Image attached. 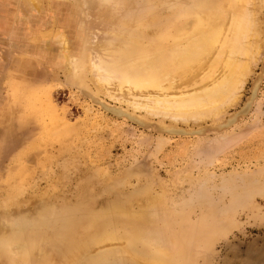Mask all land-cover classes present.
Returning <instances> with one entry per match:
<instances>
[{"label": "rangeland", "instance_id": "1", "mask_svg": "<svg viewBox=\"0 0 264 264\" xmlns=\"http://www.w3.org/2000/svg\"><path fill=\"white\" fill-rule=\"evenodd\" d=\"M47 1L38 13L22 16L18 0H0V214L8 215V230L24 221L36 256L55 264L74 261L75 248L101 221L116 222L120 251L127 231L139 226L141 245L156 256L151 243L172 238L174 245L190 242L194 264H264V6L262 56L237 103L220 121L206 120L199 135L169 136L158 118L126 120L98 104L126 105L77 87L78 67L68 74L58 36L68 33L70 54L79 55L89 32L78 27V0ZM142 2L131 8L139 12ZM178 83L177 93L184 80ZM257 85L249 112L239 115ZM233 116L234 124L218 129ZM70 243L76 247L63 257ZM129 244L132 254H143ZM12 247L0 243V264H13Z\"/></svg>", "mask_w": 264, "mask_h": 264}, {"label": "bare ground", "instance_id": "2", "mask_svg": "<svg viewBox=\"0 0 264 264\" xmlns=\"http://www.w3.org/2000/svg\"><path fill=\"white\" fill-rule=\"evenodd\" d=\"M43 1L18 0L17 10L22 16L38 13ZM48 1L67 3L68 0ZM131 2L78 0L79 11L76 14L83 18L82 21L77 18V24L83 31L87 28L89 34L82 42L79 55L74 56L70 54L68 33L61 31L58 37L62 58L67 64L65 69L70 74L74 65L78 67L76 75L79 89L106 95L127 108L123 110L121 105L120 108H109L103 103L98 104L102 109H108L126 120L137 121L138 124L158 118L157 123L169 136L201 134L206 120L220 121L219 117L226 113L229 106L237 103L239 91L243 90L252 65L256 64L257 59L260 61L262 43L259 13L263 9L264 0H154L150 6H147L148 0H139L140 4H146L142 5V8L146 7L144 10H137L139 12L134 8L139 2ZM123 12L126 16H122ZM103 34L109 36L102 39V42L98 41ZM94 43L99 45L96 49L91 48ZM183 80V87L180 88L183 91L177 93L182 84L178 82ZM258 85L251 102L244 106L239 115L244 116L249 112ZM184 86H191V89L195 87L184 92ZM237 116L217 125L218 129L234 124ZM180 122L185 125L193 122L197 129L195 131L192 127L188 131L182 130ZM6 217L8 215L1 212L0 243L13 246L16 255L8 257L10 262L55 264L56 260L53 262L48 256H36L37 247L33 246L34 242H31L32 238L27 232L29 227H25L24 221L16 222L18 229H13L11 234L8 226L12 225L7 226L10 221ZM114 228L116 222H99L98 230L81 242V246L76 247L70 243L63 247V257L76 247L78 255L74 261L71 258L69 264H116L128 260L131 264H194L189 241H180L174 245L176 241L172 243L171 238L170 243L161 241L168 243L163 245L155 240L151 244L159 251L156 256L149 245H141L143 229L133 226V229L127 231V246L120 251L117 250L119 246L114 247L121 237L113 232ZM195 230L190 231V235ZM40 237L36 238V242ZM129 241L135 250H141L143 254H132ZM107 245L114 248L108 246L106 250ZM103 248L104 251L96 253V250Z\"/></svg>", "mask_w": 264, "mask_h": 264}]
</instances>
